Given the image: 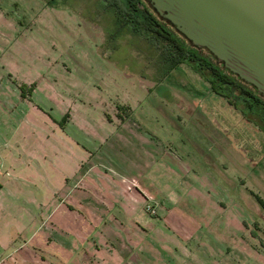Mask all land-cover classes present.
<instances>
[{"label": "rangeland", "instance_id": "obj_1", "mask_svg": "<svg viewBox=\"0 0 264 264\" xmlns=\"http://www.w3.org/2000/svg\"><path fill=\"white\" fill-rule=\"evenodd\" d=\"M113 15L102 0H0V188L38 217L83 171L89 194L145 178L155 212L138 203L143 225L116 228L127 264H264V130Z\"/></svg>", "mask_w": 264, "mask_h": 264}, {"label": "crops", "instance_id": "obj_2", "mask_svg": "<svg viewBox=\"0 0 264 264\" xmlns=\"http://www.w3.org/2000/svg\"><path fill=\"white\" fill-rule=\"evenodd\" d=\"M190 110L187 102L183 111L195 112ZM84 172L77 176L76 185L65 186L67 202L55 204L38 217L35 205L21 206L13 201L12 192L0 188V264H127L133 255L131 239H122L116 228L130 234L143 225L146 217L138 203L157 205L158 189L145 178L120 174L119 179L109 178L111 191L89 194ZM57 211L59 217H53ZM74 212L75 221H71L68 217ZM20 213L26 215L20 217Z\"/></svg>", "mask_w": 264, "mask_h": 264}, {"label": "water", "instance_id": "obj_3", "mask_svg": "<svg viewBox=\"0 0 264 264\" xmlns=\"http://www.w3.org/2000/svg\"><path fill=\"white\" fill-rule=\"evenodd\" d=\"M187 47L264 98V0H144Z\"/></svg>", "mask_w": 264, "mask_h": 264}, {"label": "trees", "instance_id": "obj_4", "mask_svg": "<svg viewBox=\"0 0 264 264\" xmlns=\"http://www.w3.org/2000/svg\"><path fill=\"white\" fill-rule=\"evenodd\" d=\"M101 1V0H96ZM104 9L113 12V20L126 30L142 34L158 48L159 61L174 66L189 63L206 83L209 91L222 95L227 102L237 107L244 117L264 130V98L255 88L230 77L203 54L185 46L150 10L144 0H102ZM248 114L255 117L250 118ZM251 115V116H252Z\"/></svg>", "mask_w": 264, "mask_h": 264}, {"label": "built area", "instance_id": "obj_5", "mask_svg": "<svg viewBox=\"0 0 264 264\" xmlns=\"http://www.w3.org/2000/svg\"><path fill=\"white\" fill-rule=\"evenodd\" d=\"M144 209H145L148 213H151V214L155 212L154 204L149 203V202L145 203V205H144Z\"/></svg>", "mask_w": 264, "mask_h": 264}]
</instances>
